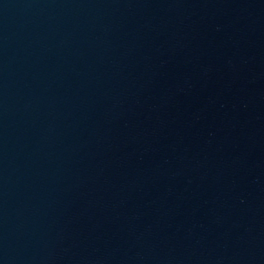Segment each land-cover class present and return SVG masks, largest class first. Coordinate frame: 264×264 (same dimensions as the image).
I'll return each instance as SVG.
<instances>
[{"label": "water", "instance_id": "95a60500", "mask_svg": "<svg viewBox=\"0 0 264 264\" xmlns=\"http://www.w3.org/2000/svg\"><path fill=\"white\" fill-rule=\"evenodd\" d=\"M0 264H264V0H0Z\"/></svg>", "mask_w": 264, "mask_h": 264}]
</instances>
